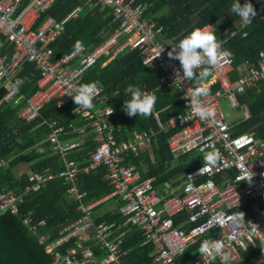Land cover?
I'll return each mask as SVG.
<instances>
[{"label":"built area","instance_id":"obj_1","mask_svg":"<svg viewBox=\"0 0 264 264\" xmlns=\"http://www.w3.org/2000/svg\"><path fill=\"white\" fill-rule=\"evenodd\" d=\"M57 1L30 0L24 5L26 0H0V40L5 37L7 46L14 51L11 53L6 49L5 53L0 52V90H7L0 105L4 102H23L19 116L27 122L33 121L54 100L59 107L74 103L69 94L83 85L85 73L101 58L107 57L111 61L123 51L139 50L147 66L164 71L161 84L178 93L186 106L185 111L167 123H163L159 112L154 111L160 130L176 129L169 139L170 151L178 156L191 151L207 153L218 150L221 159L215 167L203 164L188 172L178 184L166 180L156 187L155 177L143 179L137 166L126 163V159L132 156L139 158L146 151H153L157 133L134 130L128 138L117 139L113 118L115 109L104 104L107 95L102 87H98L91 109L74 103L71 110V115H79L88 121L80 132L83 135L90 132L97 142L98 146L89 162L81 165L79 161L67 157L70 150L81 144L62 141L65 128L57 120H52L49 123L52 128L49 140L54 149L60 151L65 167L57 172L48 167L41 172L30 173L31 184L22 193L2 191L0 210L17 214L19 205L29 192L39 190L48 181L63 180L71 185L68 194L80 201L79 210L84 216L63 229L61 238L46 244L47 252L55 257V264H126L129 251L123 247L129 225L137 226L145 243L154 245L152 256L155 264H222L221 257L204 258L199 249L195 252L194 262L178 261L191 246H201L202 242L211 243L216 239L224 244V252L230 257L227 264L243 261L259 243H264V140L257 138L253 131L234 135L233 126L226 121L221 110L220 99L226 97L232 107L244 108V118H250V110L248 106L242 107L239 96L264 82V51L260 52L258 63L247 62L244 72L236 79L232 77L234 66L230 57L225 58L218 67L211 68L219 89L200 97V100L202 105L213 107L215 115L210 120L201 121L193 117L188 108L193 83L181 82L182 78L177 77V72L183 75L179 61L170 60L167 55L171 50L167 44H178L189 33L165 43V26L155 18L146 16V3L138 0H86L88 4L110 8L118 27L91 51L87 52L86 47L82 46L54 60L52 44L65 30L66 22L79 18L83 8L77 6L62 21L49 16L40 28L35 29L40 15ZM263 11H257L247 25L240 19L236 20L222 31V39L218 41L222 45L231 37L240 34L246 37L248 26L260 19ZM205 27L213 32L215 30L211 24L202 28ZM81 53L83 56L79 64L73 65V60ZM27 62L33 63L40 74L38 90L29 98L21 93L20 87L13 92L16 76ZM144 91L155 95L154 90ZM184 118L189 120L183 121ZM5 163L4 159L0 160V167ZM102 166L107 168L105 177L113 191L101 200L84 203L87 192L80 190L82 175ZM217 176L224 178L223 186L215 181ZM116 196L122 202L118 211L127 217L126 220L96 224V205ZM249 201L253 202V214L246 219L233 211L244 207ZM182 213L187 214L189 227L177 225L176 217ZM24 224L36 232L37 225L32 223L30 215ZM45 224V220L40 222V225ZM72 237H78L72 249L66 253L58 250ZM46 240L47 236H40L41 243ZM96 247L107 254L99 256Z\"/></svg>","mask_w":264,"mask_h":264},{"label":"trees","instance_id":"obj_2","mask_svg":"<svg viewBox=\"0 0 264 264\" xmlns=\"http://www.w3.org/2000/svg\"><path fill=\"white\" fill-rule=\"evenodd\" d=\"M30 0H26L27 5ZM148 5L146 16L153 17L165 26L164 42L173 38H181L194 28H202L207 24L214 26L217 40L222 39V31L240 19L231 12V5L235 0H138ZM245 0H240L243 4ZM257 11L264 10L262 0H250ZM82 6L79 18L66 22V28L52 44L54 48L53 59L57 60L66 54L73 53L76 44L81 42L91 51L118 27L114 21L112 11L100 4L87 3L86 0H58L48 11L43 12L37 21L36 29L49 17L58 21L65 19L74 8ZM263 7V9H261ZM260 19L248 26V35L240 34L231 37L222 43V48L231 52L234 71L233 79L242 72L247 62L257 64L261 51H264V11ZM1 53L7 48L5 37L0 40ZM107 57L101 58L90 67L84 75L83 84L99 81L100 87L107 95L106 104L115 109L114 122L116 125V138L126 139L134 130H147L156 132L158 140L153 145V152L146 151L142 157H130L126 163L136 164L142 173V178L155 177V186L159 187L166 180H179L183 175L204 164L205 153L191 151L175 156L169 148V138L176 129L162 131L157 125L154 111H158L163 123L180 112L185 111V103L178 93L171 91L161 84L163 70H156L144 63V58L139 50H126L116 58L104 65ZM211 75L212 70L209 69ZM16 79L23 81L20 85L21 93L29 98L38 90L40 79L39 72L33 63L23 65ZM128 85H134L144 90H154L156 103L150 115L129 117L123 110L124 100L129 99L125 94ZM209 93L219 89V83L208 85ZM7 90H0V100ZM242 106H248L250 118L244 120L232 131L234 134L253 131L257 138L264 139V82L259 87L250 88L239 96ZM23 102H4L0 105V160L6 163L0 167V193L13 191L22 193L31 182L30 173L41 172L51 167L53 171H60L65 167L60 151L54 149L49 140L52 128L49 123L57 120L64 126L65 133L61 136L64 142L81 141L82 135L79 128L88 121L79 115H71L74 103L70 102L59 107L54 100L47 104L41 116L27 122L19 116ZM71 125L73 127H71ZM97 142L92 134L84 138V142L67 154L69 159L79 161L81 165L89 162V158L97 148ZM27 163L29 169L18 174L17 169L21 164ZM144 165H148L147 170ZM107 168L102 166L89 174L82 175L80 190L86 191L84 203L101 200L112 193L113 188L106 179ZM71 185L63 180H52L43 184L39 190L29 192L24 201L19 205L17 214L10 210L0 215V264H55V257L47 252L46 244L54 242L63 235L61 231L67 226L82 219L84 214L79 210L80 201L68 194ZM1 204V202H0ZM122 204L120 197H111L94 208L96 224L103 221L121 223L127 217L121 214L116 207ZM253 202L249 201L245 207H239L236 212L246 219L252 211ZM116 208V209H115ZM32 217V223L37 225L33 232L24 224L27 216ZM187 214L181 218L176 217L177 225L186 221ZM42 220L45 225H40ZM129 231L124 244V249L129 251L126 264H155L152 253L154 245L144 243L145 239L141 230L134 225H129ZM47 236L45 243H41L40 236ZM78 237H72L68 242L58 247L62 253L75 246ZM200 245L191 246L186 253L178 258L183 263H192L196 260L195 252ZM99 256L101 252L96 247ZM264 252V244L258 245L254 251L245 257L239 264H264L259 260V255Z\"/></svg>","mask_w":264,"mask_h":264},{"label":"clouds","instance_id":"obj_3","mask_svg":"<svg viewBox=\"0 0 264 264\" xmlns=\"http://www.w3.org/2000/svg\"><path fill=\"white\" fill-rule=\"evenodd\" d=\"M230 10L245 25L252 22L253 17L257 15V10L250 0H245L243 4L240 3V0H235ZM167 45L171 46V50L167 53L168 58L178 60L183 73L181 76L177 72V77L182 78L181 82L191 81L193 83L194 90L191 92V98L188 101V108L191 109L192 116L199 118L201 121L210 120L215 115L214 108L202 105L200 100V97L209 94V89L204 82L211 75L209 69L218 67L225 58L231 56V52L222 48L215 32L208 27L194 28L178 44L169 42ZM81 47L82 43L78 42L76 48ZM22 83V80L17 79L13 85V92L18 91ZM100 86L99 81L89 82L79 86L74 93L69 95L72 96L76 106L91 109L97 89ZM125 94L129 99L124 100L122 110L129 117L151 114L156 103V96L153 93H147L137 86L128 85ZM182 120L188 121L189 119L184 118ZM220 159L221 154L218 150L207 152L203 157L204 164L209 167H215ZM198 252L204 258L215 259L221 257L222 264H227L230 259L229 255L224 252V244L219 239L211 243L202 242Z\"/></svg>","mask_w":264,"mask_h":264},{"label":"crops","instance_id":"obj_4","mask_svg":"<svg viewBox=\"0 0 264 264\" xmlns=\"http://www.w3.org/2000/svg\"><path fill=\"white\" fill-rule=\"evenodd\" d=\"M44 22H45V21H44ZM44 22H43V23H44ZM43 23H42V24H43ZM42 24H41V25H42ZM36 25H37V23L35 24V26H36ZM40 27H41V26H40ZM40 27H38V28H40ZM34 28L36 29V27H34ZM38 28H37V29H38ZM5 42H6V39H5ZM82 46H84V45L82 44ZM6 49H7L9 52H11V53L14 52V51H13V48H9L8 46H7ZM76 50H77V49H76ZM76 50H75V51H76ZM75 51H74V52H75ZM86 51H87V50H86ZM87 52H89V51H87ZM4 53H5V52H4ZM82 54H83V53L79 54V55L73 60V65H78V64H79L80 59H81L82 56H83ZM111 61H112V60H111ZM109 62H110V60H108V58H106V60H105V62H104V64H103V66L106 65V64H108ZM22 67H23V66H22ZM22 67H21V68H22ZM21 68H20V70H21ZM20 70H19V72H20ZM19 72H18V73H19ZM17 75H18V74H17ZM16 77H17V76H16ZM215 81H216V79H215L214 75L212 74V75H210V76L207 78V80H206L204 83H205L206 86H208V85H212V84H214ZM69 103H70V102H69ZM104 104H106V101H105ZM106 105H107V104H106ZM242 107H243V106H242ZM154 117H155V116H154ZM155 120H156V119H155ZM244 120H247V119L244 118ZM244 120H243V121H244ZM243 121H241L240 123H242ZM240 123H237V124H235V125H232V126H233V129L236 128L237 126H239ZM84 126H85V125H84ZM84 126H83V127H84ZM81 128H82V127H81ZM233 129H232V130H233ZM78 131H79V133L82 135V139H81V141H71V142H78V143L82 144V143L84 142V138H85L88 134L90 135L91 133L87 131L88 134H87V135H83V134L80 132V128H79ZM247 132H248V131H247ZM249 132H251V131H249ZM243 133H246V132H243ZM233 134H234V133H233ZM240 134H241V133H240ZM234 135H238V134H234ZM171 136H172V135H171ZM171 136H170V137H171ZM169 139H170V138H169ZM259 139H262V138H259ZM157 140H158V134H157ZM157 140H156V141H157ZM263 140H264V139H263ZM169 148H170V146H169ZM152 152H153V151H152ZM135 165H136V164H135ZM136 166H137V165H136ZM147 168H148V165H144V169L147 170ZM28 169H29V165H28L27 163L21 164V165L18 167V169H17V173H18V174H22V173L26 172ZM31 173H32V172H31ZM140 173H141V172H140ZM141 174H142V173H141ZM186 174H187V173H186ZM186 174H185V175H186ZM183 176H184V175H183ZM183 176H182V177H183ZM182 177H181V178H182ZM150 178H154V177H150ZM180 180H181V179H180ZM169 181H171V180H169ZM215 181H216L219 185H222V186H223L224 178H223L222 176H217V177L215 178ZM173 182H175L176 184H178V183H179V180H174ZM252 206H253V204H252ZM244 207H245V206H244ZM116 208L118 209V207H116ZM116 208H115V209H116ZM238 208H239V207H238ZM236 209H237V208H235V209L233 210L235 213H237V212H236ZM251 209H252V208H251ZM252 211H253V210H252ZM237 214H238V213H237ZM238 215H239V214H238ZM250 215H251V214H250ZM250 215H249V216H250ZM181 216H183V213L180 214V215L178 216V218H181ZM249 216H248V217H249ZM186 218H187V217H186ZM125 220H126V219H125ZM125 220H124V221H125ZM186 221H187V219H186ZM186 221H184V222H180L179 225H182L183 227H184V226H188V227H189V225L187 224ZM144 243H145V242H144ZM145 244H146V243H145ZM260 244H264V243H259V245H260ZM253 251H254V250H253ZM253 251H252V252H253ZM247 256H248V255H247ZM258 257H259V260H264V252L261 253ZM195 258H196V257H195ZM244 259H245V258H244ZM241 262H242V261H241ZM215 264H217V263H215ZM238 264H239V263H238Z\"/></svg>","mask_w":264,"mask_h":264},{"label":"rangeland","instance_id":"obj_5","mask_svg":"<svg viewBox=\"0 0 264 264\" xmlns=\"http://www.w3.org/2000/svg\"><path fill=\"white\" fill-rule=\"evenodd\" d=\"M220 107L225 116L226 121L230 125H235L244 120V108L232 107L226 97H222L220 99Z\"/></svg>","mask_w":264,"mask_h":264},{"label":"water","instance_id":"obj_6","mask_svg":"<svg viewBox=\"0 0 264 264\" xmlns=\"http://www.w3.org/2000/svg\"><path fill=\"white\" fill-rule=\"evenodd\" d=\"M3 212H4L3 210H0V215H1Z\"/></svg>","mask_w":264,"mask_h":264}]
</instances>
